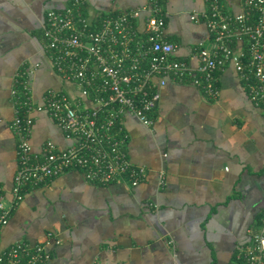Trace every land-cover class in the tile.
Here are the masks:
<instances>
[{"label": "crops", "instance_id": "0c3cea01", "mask_svg": "<svg viewBox=\"0 0 264 264\" xmlns=\"http://www.w3.org/2000/svg\"><path fill=\"white\" fill-rule=\"evenodd\" d=\"M69 0H0V190L11 196L16 138L10 89L15 72L39 62L31 79L39 102L45 88L62 84L43 61L40 20ZM235 13L241 0H218ZM93 19L130 13L145 0H84ZM162 36L171 58L194 66L193 54L209 46L203 22L206 0H161ZM196 14V20L189 16ZM146 12L132 22L144 35ZM211 99L188 82L165 78L150 112L151 124L122 117L125 150L146 177L98 184L76 170L30 187L0 233V248L17 239L44 243L47 264H236V245L247 242L264 213V116L247 98L241 80L226 66L216 72ZM29 141L66 140L44 112L34 113ZM159 172L164 183H159Z\"/></svg>", "mask_w": 264, "mask_h": 264}, {"label": "built area", "instance_id": "2783aa9c", "mask_svg": "<svg viewBox=\"0 0 264 264\" xmlns=\"http://www.w3.org/2000/svg\"><path fill=\"white\" fill-rule=\"evenodd\" d=\"M130 13L104 15L95 20L84 10V0H69L61 9L46 10L40 20L43 61L62 86L45 88L35 101L31 79L39 62L17 70L10 89L13 116L9 124L16 138V169L11 196L0 191V233L12 209L27 189L76 170L98 184L126 182L136 186L146 177L142 166L126 154L127 134L122 117L151 124L150 112L166 77L188 82L208 98L218 92L216 72L231 66L248 100L264 116V0H241L228 13L218 0H206L203 22L209 46L194 51V66L171 58L174 45L162 36L161 0ZM146 12L144 35L132 20ZM189 18L196 20V14ZM44 112L67 141L59 146L44 141L40 152L29 141L34 113ZM159 183L164 176L159 172ZM236 264H264V213L247 242L236 245ZM44 243L17 239L0 248V264H47Z\"/></svg>", "mask_w": 264, "mask_h": 264}, {"label": "trees", "instance_id": "16d2710c", "mask_svg": "<svg viewBox=\"0 0 264 264\" xmlns=\"http://www.w3.org/2000/svg\"><path fill=\"white\" fill-rule=\"evenodd\" d=\"M1 191V190H0Z\"/></svg>", "mask_w": 264, "mask_h": 264}]
</instances>
